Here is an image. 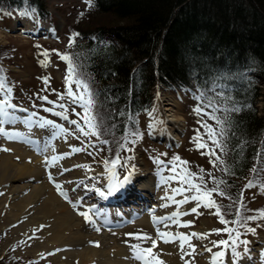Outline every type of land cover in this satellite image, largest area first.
<instances>
[{"label": "rangeland", "instance_id": "obj_1", "mask_svg": "<svg viewBox=\"0 0 264 264\" xmlns=\"http://www.w3.org/2000/svg\"><path fill=\"white\" fill-rule=\"evenodd\" d=\"M44 1L48 10L52 13L49 19L40 18L36 11L26 3H23L18 10L13 9L7 13L0 11V77L3 78L5 84V88L0 90V103L7 100L15 106L14 108H6L9 117L7 116L2 119L0 116V120L8 121L0 124V127L11 134V137L13 136V132L20 136L23 129L17 121H14V116H12V114L15 113L17 116H21L22 111H20V109L24 108L36 117L38 121L41 120L36 125L37 127L35 129L47 143L44 148H49V153L51 151L54 157H61L64 153H70V155L56 160L52 163V166L56 171L61 170L58 175L62 177V180L64 179V184L69 188V197L78 200L72 202L74 205L76 204V214L79 215L81 212H86L84 205L86 204L87 196L81 197L85 188H93L95 190L101 189L104 186L107 188L108 178L111 174L116 172V176L121 178L133 168L139 169L141 172L143 171L147 181L151 182L153 187L154 185L158 187V173L156 172L159 170L158 172L162 173L167 178L169 191L172 186L175 190L180 188L185 189L183 192H178L179 195L177 198L180 196L190 198L193 195H199L194 188L189 190V184L183 182L182 177L187 173L195 174L190 177L191 182L199 185L202 192L211 190L210 187H207L208 183H202L200 177H203V181L205 182L211 179L213 174L218 171L219 159H217V157L220 156V150L222 148L219 135L220 130L217 122L215 123L206 116V114H201L199 112L195 113V111H193L197 99L194 97L193 93H190L186 89H174L172 87L159 88V86H157L156 91L158 94L154 95L150 108H146L134 118L131 117L130 123H134L136 129L125 131L124 136L118 143H115V150L113 149L115 152L109 148L108 143H101L102 140H110L108 136L110 127H107L109 123L105 120V113L107 110L100 111L98 108H94L95 103H92L89 109L91 115L95 118V123L99 126L97 129L101 134L99 139L96 136H84L79 131L77 125L71 123V121H77L80 127L88 131V127L83 119L85 115V109L83 107L84 102L79 99L74 100L72 96L68 95L70 87L75 96L79 97L83 95L85 97L84 89L78 86L76 87V85H74L75 80L71 78L72 82L69 85L67 81L69 78L70 65L62 58L64 56L67 57L65 52L68 50L65 49L67 47V41L73 32L71 26L73 24L74 26L77 25V27L85 25L86 20L82 21L79 19L84 15V12H79V10L89 11L86 9L88 5L85 0ZM25 12H27L28 15H21V13ZM40 25L47 27V30L44 31L42 28H39ZM25 26L29 28L23 31L22 29L23 27L25 28ZM107 39L109 38L106 37L105 40ZM8 88L11 89L10 93L7 91ZM165 95L170 99L172 98L171 102L173 106L170 107L173 112L179 114L181 118L179 141L171 150L165 149V147L162 146L163 144L154 139L156 134L154 126L161 127L164 123V116L157 107L156 99L158 97L162 98ZM61 105H63V107H61ZM259 107L260 102H258V108ZM16 108H20L18 109L19 111H17ZM152 108L154 110L151 112ZM153 112L154 114L151 115ZM24 120H26V118ZM49 121L51 123H47ZM204 125H208L213 129L215 132L214 139L218 141V144L214 143L213 139L209 138L208 129L204 127ZM110 131L112 130L110 129ZM54 132L56 136H54ZM151 133L154 138H151ZM102 135L104 137H102ZM197 137L200 138L199 142L205 144L206 147H198L196 142ZM13 141L21 143L16 137L9 139L0 135V165H3L0 166V189L3 190L0 191V258L6 261L5 264L11 262H13L11 264H59L57 261L49 260L46 251H42L44 247L46 248V242H44L46 239H44V237L38 238V236H41L38 235L39 229L33 230L32 224H26L24 220L26 219L25 215H20L22 213L17 212L12 204L14 201L6 196V192L3 189V187L5 188L7 186V181L2 180L8 173L7 169L9 167L15 170L23 166L24 163H30V158L27 160L28 158L19 157L17 153L14 152V149L8 146L13 143ZM58 142L61 143V145ZM67 142L68 145L72 147V150L73 148H83L85 150L80 152L69 151L68 148L65 147ZM44 148L33 155H38L39 158L43 156L42 160L40 159L38 161V164L40 166L43 165L42 168L50 171L51 163H47L48 161H46L48 160L49 153L46 150L45 153ZM4 149H7V151ZM210 150L214 151L215 155L210 154ZM71 156H74V158L80 160L81 163L93 170V174H91L92 178H87L79 173L76 174L74 170L68 168L66 171V166H60L64 164L66 160H72ZM177 157L179 160L176 159ZM2 159H5V162L2 163ZM111 159L116 160L115 165L111 163ZM105 160L109 161L107 167L104 163ZM258 160L261 159L259 158ZM181 161H187L188 163L186 165L181 164ZM58 166H60V169ZM201 169H203V172H201ZM260 170H262V167ZM110 171H112V173H110ZM254 173L255 172L250 171L247 177L239 183L240 192L235 203L233 201H228L224 195L216 191L212 193L210 198L204 197L200 201L189 199L187 203L181 204H186L188 206L185 211L187 214H184L187 218H185L182 224L185 226L190 225L192 228H198L202 226V221H205L206 225H208L207 228H205V232L208 235L203 242L205 246H202L210 248L213 253L221 251V248L224 246L220 248L214 247L212 241L229 240L231 243V240L236 239L237 234H239L238 239H236L235 253L241 251L242 245L245 244L243 242L246 241L248 247H258L257 259L246 264H264V218L260 217L258 211L264 210V187H258V184L255 182L248 183ZM178 174H181L180 177L172 179V177H176ZM50 175L53 177L52 174ZM56 177L58 176L56 175ZM86 180L88 182L83 184ZM21 182V180L14 181L17 185ZM156 190L158 189H153L150 196L151 198H155L157 193ZM56 192L58 191L56 190ZM90 194L91 193L88 195ZM88 198L89 201L93 200L92 195ZM177 198L170 202L167 208L169 213H171L170 208L173 204L177 203ZM182 199H185V197ZM208 199L215 201L221 213L224 214L223 218L225 220L228 218L227 213L232 209L234 214L230 216L231 219L229 221H234V218H238L239 223L222 224L220 222V217L214 214L216 211L215 207L208 208L203 206L207 203ZM64 201L68 202L70 206L72 205V203L65 198ZM151 202L152 200L149 201V204ZM197 204L200 206L197 207ZM132 205L135 207L137 206L135 204H131V206ZM193 207H197V213L191 212ZM125 208L127 209L129 207ZM104 209L105 208L102 210ZM237 212H239V215H237ZM87 213L91 222L86 221L83 216V219H79L81 222V225H79L80 229H76L73 226L67 230L72 233L74 231H81L86 234V238L90 241V244L87 241L86 243L90 246L98 247L99 250L107 253L110 259L112 258L114 260L119 257L121 259L129 257L133 264L140 263V261L136 260V257L133 256L134 253L138 248L149 244V240L151 239H146L144 237H154V227L145 217L142 218V222H139L138 225L127 224L124 225V228H117L115 230L111 228L94 230L93 225L96 224L100 226L99 221H95L97 217L92 211ZM247 217L257 218L252 220L246 219ZM34 221H37V218ZM189 222L191 223L189 224ZM179 223L181 224V222ZM41 225L43 229L46 223L44 222V225ZM225 227L232 230L231 238L226 232H221L219 235L215 234L214 230L223 229ZM249 229H254V231H250ZM137 237L141 238L138 239ZM189 241H193L191 245L197 248L200 247V245H198L199 242L193 240L192 237ZM83 243L85 244V237L80 240V243L74 244L75 248L79 250L80 247L84 245ZM96 243H98L99 246H96ZM133 246L137 247L133 248ZM119 249L121 250L119 251ZM227 251V255L232 257L236 256L233 254L232 249L229 248ZM249 251L250 249L247 250V253ZM195 252L196 251L191 250L190 256L195 255ZM204 252L207 251L204 250L202 253ZM145 253L147 254V252ZM150 254L153 256L152 260L145 263L159 264V257H162L161 252L153 250L147 255ZM208 254L210 255V253ZM242 254H245L244 249L237 255L238 258H240ZM211 256L214 255L211 254ZM196 257L200 256L198 255ZM76 258L78 257L73 258L69 263L79 264V259ZM191 260L194 261V258ZM195 260L198 261L196 262L197 264L203 261V259L199 261L197 258H195ZM80 264H93V260L87 263L83 260ZM163 264H166V262Z\"/></svg>", "mask_w": 264, "mask_h": 264}, {"label": "trees", "instance_id": "obj_2", "mask_svg": "<svg viewBox=\"0 0 264 264\" xmlns=\"http://www.w3.org/2000/svg\"><path fill=\"white\" fill-rule=\"evenodd\" d=\"M85 1L90 12L79 10L85 25L71 26L65 53L85 100L107 110L109 148L136 129L131 117L150 107L157 86L186 89L193 111L220 130L218 171L202 183L234 203L250 171L249 183L264 187V0ZM23 3L52 16L44 0H0V11Z\"/></svg>", "mask_w": 264, "mask_h": 264}, {"label": "bare ground", "instance_id": "obj_3", "mask_svg": "<svg viewBox=\"0 0 264 264\" xmlns=\"http://www.w3.org/2000/svg\"><path fill=\"white\" fill-rule=\"evenodd\" d=\"M26 28L29 27L28 26H25V28L23 27V31ZM161 99L164 98L157 99V107L164 116V123L161 125V127L154 126V130L156 132L155 138H159L160 140L169 139L172 142H174V144H176L179 141L178 139H179V131L181 128L180 125L181 118L179 114L174 113L170 107L173 106V103L171 102L172 98L171 99L167 98V100L165 99L163 102H160ZM1 118L3 119L6 117L1 116ZM25 118L26 120H24L23 123L24 126L26 127H23V129L28 132L21 134L20 139L23 137V135H26L31 140L35 139L34 136H36L37 138L40 137V141H37V143L32 142V144H34V146L40 145V148L43 149L46 145H42V144H45L46 142L44 141L43 137L35 131V127H33L34 125H31L32 119L30 117H25ZM29 134H34V136H30ZM54 136H56L55 132H54ZM13 143L9 144L8 146L9 147L11 146L14 149V152L17 153L19 157L28 158L27 160H29L30 158L29 160L30 163H24L23 166H20L15 170L10 169L9 167L7 169L8 173L5 175V178L2 180V181H7V183L3 182L7 184V186L5 188L3 187V189L6 192L5 193L6 196L9 197L12 201H14L12 202V204L14 205L17 212L22 213L20 215H25L26 219L24 220L26 224L27 223H29L30 225L32 224L33 230L39 229L38 235L41 236H38V238L44 237V239H46L44 241L46 242L45 243L46 248L42 246L44 247L42 251L43 252L46 251V253L48 254V259L52 261H57L59 264H70L69 261L73 260V258L75 257H78L76 259H79L80 263L83 260L86 263L89 262L90 260H93V264H133L131 258L129 257H124L122 259L120 257L119 258L117 257L118 259H114V260L112 258L110 259V256L107 253L99 250L98 247H93L86 243V241L88 240L86 238V234H84L81 231H74L72 233L67 230L68 228L73 226L76 229H80L79 225H81V222L79 219H83V216L80 214L77 215L76 214L77 207L76 206L73 207L72 205L70 206V204L65 202L61 198V196L58 195L56 192L57 189L55 184H59L62 186V190L64 194L68 193L70 190H68L69 188L64 184V179L62 180V177L58 175L61 172V170L56 171L52 166V163H54L53 162L54 156L53 154H51V151L49 153L48 150L50 149L44 148V151L46 150L49 153L48 160L46 161H48L47 163L49 162L51 163V166L49 165L50 171H47L48 169L42 168L43 165L40 166L38 164V161L40 159L42 160L43 156L39 158L38 155L36 156L33 155L36 154L37 151H33L29 147V145L25 143L22 142L19 143L16 141H13ZM59 144L61 145V143ZM65 147L68 148L69 151L72 150V147L68 145V142L65 145ZM31 156L33 160L31 159ZM71 157L72 160L70 161L66 160L64 164H61L60 166H66V169L68 168L70 170H74L76 174L79 173L82 174L83 176H86L87 178L88 177L92 178L91 174H93L92 173L93 170L89 169L87 166L81 163L80 160L74 158V156ZM5 159H9V158H5ZM5 159H2V163L5 162ZM8 165L10 166V163ZM77 165H80L81 167H77ZM60 166H58L59 169ZM157 173H158L157 175L158 187H155L156 185H154L153 187L152 183L147 181L145 173L143 171L141 172L139 169L133 168L131 171L127 172L122 178H116L115 175L113 178V174H111L108 178L109 181L107 183V188L105 187L98 190H102V189L108 190L110 184H117V182H120L122 186H120L115 191L121 190L124 192V194L122 195V203L116 207H112L113 209H110L108 207L105 208L104 210L99 211L96 215L97 219L99 220V224L110 221L112 220V218H116V217L130 216L131 218L132 215L139 212V210L142 208L139 204H143V205L147 204L146 202L151 198L150 196L151 193L153 192V189H158L156 190L157 193L155 198H153L158 203H156V205H152V210L150 213V218L153 221L154 237H152L151 240H149L148 245L138 248L133 256L136 257L137 253L144 248V250L151 249V251L153 250L160 251L162 257H159L158 261L160 262L162 261L163 263L166 262V264H186V262L187 264H197L196 262L198 261H196L195 258H197L199 261L200 259H203V261L200 264H213V256H211V254L209 255L208 254L209 252L204 253V255H199L200 257H196L198 256L196 255V252L195 255L193 256H190L188 254L192 250V248L189 247V243L191 244V242L193 241L184 242V247L183 249L181 248L182 241L179 238H177L178 235L190 236L191 233H206L205 228H207L208 225H206L205 221H202L201 227L199 226L198 228H192V226L190 225L185 226L184 224H182V222L185 220V218H187V216L184 215L182 217L175 218L173 213H176V211L188 207L186 204L184 205L178 204L180 199L186 196H182V197L180 196L181 198L180 197L177 198L179 193L177 191H174L175 189L173 186L171 187L172 190L170 189L169 191L167 179L161 176L159 174L160 172ZM50 174H52L53 176L51 180L49 178ZM56 175L58 177H56ZM125 176L128 177L127 182H124ZM15 180H21L22 182L17 185L14 183ZM1 190L2 189H0V191ZM171 192L172 193L175 192V193L171 196L170 195ZM126 194H128L127 197H125ZM95 197L93 198L95 199ZM175 198H177V203L173 204V206L170 208L171 213H169V211H167L168 210L167 208L170 202L173 201ZM112 199H117V198H112ZM131 203L137 206L136 207L133 205L131 206ZM125 207H129V208L126 209ZM103 208L104 207H102V209ZM165 217L166 219L164 220ZM36 218L37 221H34ZM44 222L46 223V226L45 227L43 226L42 229L41 224L44 225ZM132 222L133 225L135 224L138 225L139 222H142V218L133 219ZM179 222H181V224ZM160 233H167L168 235L162 239L159 235ZM84 237H85V244L83 243L84 245L81 246L79 250H77L74 244L80 243V240L83 239ZM164 239H168L170 242L165 243ZM192 239L195 240L196 242H199L198 245H200V247L198 248L195 247V251H199L200 253V251L205 249V247L202 246L205 244L203 243L205 239H198L196 237H192ZM153 240H155L156 242L155 247L152 246ZM248 249H250V251L247 253ZM120 250L121 249H119V251ZM247 250H244L245 254L244 255L242 254L241 257L235 260L233 263H232L233 259L230 260L227 259V261L231 262L229 264H246L248 262L255 261L258 257L257 254L258 247L250 246V248L248 247ZM116 251L119 252L118 250ZM143 253H144V260L146 259L145 260L146 263L152 260L153 256L151 254L147 255L148 253L146 254L145 251H143ZM193 258L194 261L191 260Z\"/></svg>", "mask_w": 264, "mask_h": 264}, {"label": "snow or ice", "instance_id": "obj_4", "mask_svg": "<svg viewBox=\"0 0 264 264\" xmlns=\"http://www.w3.org/2000/svg\"><path fill=\"white\" fill-rule=\"evenodd\" d=\"M88 2L90 3V0H88ZM21 15H28V13H27V12H25V13H21ZM77 35H78V34H77ZM70 44H71V40H70ZM62 58H63V59H68V57H66V56H64V57H62ZM72 72H73V69H72V67H71V65H70V66H69V78H68V81H67V82L69 83V85H70L71 82H72L71 79H70V77H71V75H72ZM77 86H78V87H83L84 92H85L86 94H88L89 96L91 95V94L89 93V91H88V87H87L86 84H83L82 82L77 81ZM4 88H5V84H4V82H3V78L0 77V90H3ZM7 91L10 93V92H11V89L8 88ZM68 95H69V96H72L74 100L79 99V100H81V101L84 102V103H83V107H84V109H85V115H84L83 119H84V121H85L86 126L88 127V131H85L84 128L80 127L79 124L77 123V121H71V123L76 124L77 127H78V129H79V131H80L84 136H96V137L99 139V137H100V135H101L100 132L97 130L99 126L95 123V118L91 115V113H90V111H89V109H90V107H91V104H92V100H91V99H87V100H85V97H84L83 95H81V96H79V97L75 96V94L72 93L70 87H69ZM45 99H46V97H45ZM14 107H15V106L12 105V104H11L10 102H8L7 100H5L4 102L0 103V116H5V117H7L8 113H7V111H6V108H14ZM61 107H63V105H61ZM196 111L199 112L200 109H196ZM65 119H66V117H65ZM6 122H8V121H7V120H0V124H2V123H6ZM47 123H51V122L49 121V122H47ZM41 126H43V125H41ZM204 127H206V128L208 129V135H209V138H210V139H213V142L218 144V141H216V140L214 139V137H215V132L213 131V129H212L211 127H209L208 125H204ZM0 135H3V136H5V137H7V138H9V139L12 138V137H11V134L5 132L4 129H3L2 127H0ZM199 140H200V138L197 137V138H196V142H197L198 147H199V148H204V147H206V145L200 143ZM101 143H102V144H107L108 142L102 140ZM4 150L7 151V149H4ZM84 150H85V149H83V148H73L72 151H73V152H80V151H84ZM210 154L215 155V152L212 151V150H210ZM68 155H70V153H65V154H64L63 156H61V157H54V158H53V162H55V161L58 160V159H62V158H64L65 156H68ZM117 159H118V157H117ZM176 159L179 160L178 157H177ZM217 159H219V157H217ZM104 163H105V166L107 167V165L109 164V161L105 160ZM111 163H112L113 165H115V164H116V160H112ZM187 163H188L187 161H181V164H185V165H186ZM77 167H81V166H80V165H77ZM174 167H175V166H174ZM65 170L67 171L68 169H65ZM173 170H174V169H173ZM201 172H203V169H201ZM180 175H181V174H178L176 177H172V179H177L178 177H180ZM194 175H195L194 173H187L185 176L182 177V179H183V182H184V183H188V184H189V190L194 188V189L196 190V192L199 193V195H193V196L190 197V198H189V197H185V199H184L182 202H180V203H187V202L189 201V199H191V200H193V201H200V200H202V198H204V197H209V198H210L211 195H212V193L217 191L216 188H213V189L208 190V191H206V192H202V191H201V187H200L199 185H197V184H193V183L191 182L190 177H192V176H194ZM49 178H50V180L52 179L51 175H50ZM113 178H114V173H113ZM200 179H201V181L203 182V177H200ZM127 181H128V177L125 176V177H124V182H127ZM53 182H54V181H53ZM54 183H55V182H54ZM220 183H223V181H221ZM55 186H56L57 190L60 192V194H61V195H64V192H63V190H62V186L59 185V184H55ZM120 186H122V184H121L120 182H117V184H110V185H109V188H108V194H111L113 191L117 190ZM184 190H185V189L180 188V189H176V190H174V191H177V192H183ZM220 194L223 195V193H220ZM100 195L103 196V195H105V193L101 192ZM199 206H200V205L197 204V207H199ZM203 206H204V207H208V208L215 207V208H216V211H215L214 214L220 217V222H221L222 224L227 225V224H229V223H239V220H236V221H227V220H225V219L223 218V215H224V214L221 213L220 208L216 205V203H215L214 200L208 199L207 203H205ZM197 207H193V208L191 209V212H192V213H197ZM258 211H259V213H260V217H261V218H264V210H258ZM79 214L82 215V216H84V218H85L86 221L91 222V221L89 220L88 213H86V212H81V213H79ZM185 214H187V213H185ZM173 215L175 216V215H177V214H176V213H173ZM237 215H239V212H237ZM256 218H257V217H247L246 219H252V220H254V219H256ZM190 223H191V222H189V224H190ZM97 230H98V229H97ZM249 230H250V231H254V229H249ZM214 231H215V234H217V235H219L221 232H226V233H228V235H229L230 238L232 237V230L229 229V228H227V227H225V228H223V229H217V230H214ZM159 235H160V237L163 239V238L166 237L168 234H167V233H160ZM207 235H208L207 233H191L190 236H188V235H178L177 238H179V239L182 241V243H181V248L183 249V247H184V242L189 241V240L191 239V237H196V238H198V239H205V238H207ZM238 236H239V234H237V238H236V239H238ZM137 238L139 239V238H141V237H137ZM144 238H146V239H151L150 237H144ZM236 239H232V240H231V243H230L229 240L212 241V244H213L214 247L220 248L221 246H224L223 248H221V251H219V252H217V253L214 254V256H213V264H221V261H222L223 257L226 255V250L229 249V248L233 250V254H234V255H238V253H235V251H234V249H235V247H236ZM164 242H165V243H168V242H170V241H169L168 239H164ZM243 243L246 244L247 242L244 241ZM96 246H99L98 243H96ZM152 246H153V247L156 246V242H155V240L152 241ZM136 247H137V246H133V248H136ZM189 247L192 248V251H195V246H194V245H191V244L189 243ZM144 251L147 252V253H151V249H146V250H144ZM205 251L211 252V249H210V248H205ZM188 254L190 255L191 253H188ZM136 258H137V259H142L143 257L140 256V255H137ZM159 264H163V262L161 261V262H159ZM186 264H187V262H186Z\"/></svg>", "mask_w": 264, "mask_h": 264}]
</instances>
